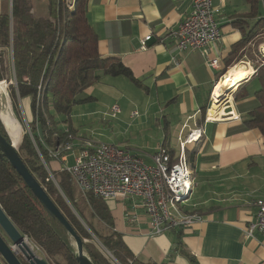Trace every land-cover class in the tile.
Wrapping results in <instances>:
<instances>
[{"label":"crops","instance_id":"0c3cea01","mask_svg":"<svg viewBox=\"0 0 264 264\" xmlns=\"http://www.w3.org/2000/svg\"><path fill=\"white\" fill-rule=\"evenodd\" d=\"M193 1H88L87 16L99 36L100 53L121 58L139 83L122 75H105L87 88L85 95L92 99L75 105L71 114L75 148L65 156L66 161H61L73 164L82 147L80 138L92 136L93 131L87 133L80 121L88 115H97L96 122L115 119L116 123L129 124V118L142 130L156 129L151 142L143 145L113 136L107 141L129 147L147 163L152 162L151 156L161 142H167L173 155H177L179 150L171 143L179 142V136H187L191 130L202 129L200 140L188 144L186 153L191 155L195 171L189 208L201 212L203 220L156 235L151 233L149 216L138 200L116 199L106 201L115 230L143 262L191 264L181 251L185 248L200 264H264V235L260 232L253 237L245 235L256 212L253 200L264 196V136L258 128L240 129L252 109L259 84L256 79L249 80V76L241 80L244 84L238 101L231 95L226 103H220L213 94L215 85L232 65H253L246 58L227 62L233 44L243 36L235 21L249 12L251 6L247 0H215L223 6L219 16L222 39L209 45L205 52L192 50L180 54L171 31L190 14ZM261 11L264 14V0ZM255 21L256 18L248 20L251 25ZM150 34L152 38L143 49L142 41ZM263 47L262 42L261 53ZM173 56L181 60L180 66L174 64ZM9 58L12 75L11 51ZM212 58L220 60L218 67L208 65L207 59ZM92 102L97 107H89ZM115 104L120 106L121 113L112 117L111 108ZM209 104L205 116L203 110ZM20 108L24 120H31L29 97L20 100ZM135 111L137 117L132 116ZM12 114L10 103L5 111H0L3 119ZM60 164L53 161L54 167Z\"/></svg>","mask_w":264,"mask_h":264},{"label":"trees","instance_id":"16d2710c","mask_svg":"<svg viewBox=\"0 0 264 264\" xmlns=\"http://www.w3.org/2000/svg\"><path fill=\"white\" fill-rule=\"evenodd\" d=\"M46 1L49 13L46 17L34 14L33 0H13L12 11L0 14V80L10 81V68L4 51L12 50L16 84L9 83V94L17 112L20 111V100L30 98L33 117L29 126L33 137L27 130L22 136L21 123L14 114L3 119L5 125L0 120V132L10 140L9 131L14 142L22 139L19 155L77 233L84 240L88 239L84 242V249L95 264L114 263L91 241L89 230L100 238L120 263L157 264L137 259L122 235L115 230L106 200L79 192L70 173L61 169L60 158L49 156V148L63 144L73 133V107L92 99L85 95L87 88L105 75L126 76L137 84L139 80L121 58L100 53L99 36L87 16L89 0H73L70 5L67 0ZM247 1L251 6L249 12L235 21L243 30V36L233 44L227 62L230 64L246 58L253 65L259 63L257 67L254 65L256 71L253 76L259 87L255 91L252 109L244 117L240 129L258 128L264 136V54L259 49L264 39V14L261 11L262 0ZM254 18L256 21L251 25L248 20ZM243 84L240 83L234 94L236 101ZM209 107L210 104L203 110L205 116ZM39 150L69 203L53 182ZM63 153L67 152H61L60 156ZM187 156L191 163L189 152ZM53 161L60 162V166L54 167ZM0 204L19 230L40 248L50 264H80L74 238L58 219L49 214L12 164L2 157ZM93 219L104 222L110 233H98ZM182 245L180 242L179 246ZM181 251L187 254L191 264H200L188 250L182 248ZM23 262L27 264L25 260ZM0 264H7L1 255Z\"/></svg>","mask_w":264,"mask_h":264},{"label":"built area","instance_id":"2783aa9c","mask_svg":"<svg viewBox=\"0 0 264 264\" xmlns=\"http://www.w3.org/2000/svg\"><path fill=\"white\" fill-rule=\"evenodd\" d=\"M10 2L12 8L13 0ZM222 10L223 6L215 0H194L190 14L171 31L176 40L177 52L180 54L192 50L205 52L209 45L219 42L223 36L219 19ZM151 38L150 34L143 39L141 46L143 49L146 48V41ZM173 59L176 66L181 65L179 58L173 56ZM219 62L218 58L207 59L208 65L213 67H218ZM1 83H5V89L2 91L8 97L9 83L16 84L14 68L10 81L4 79L0 80V85ZM41 96L40 91L39 97ZM120 113V106L113 105L111 116L117 117ZM137 115V111L132 114ZM30 121L32 120H26V124L33 137L29 128ZM202 133V129H194L187 136H179L177 155H173L167 142H161L151 156V163H147L140 154L127 146L97 142L90 136L81 137L82 147L75 157V162L62 164L61 169L70 173L76 186L84 194L90 193L106 201L138 200L149 216L152 234L190 227L202 221L203 215L198 210L189 208L195 184V171L186 150L188 144L200 140ZM75 138L74 133L69 134L63 144L49 148V156L66 161L65 156L75 148ZM63 151L67 153L60 156ZM39 153L51 178L54 179L40 150ZM253 205L256 212L245 231L246 237H253L256 232L264 235V196L255 198ZM112 257L114 264H122L114 255Z\"/></svg>","mask_w":264,"mask_h":264},{"label":"water","instance_id":"95a60500","mask_svg":"<svg viewBox=\"0 0 264 264\" xmlns=\"http://www.w3.org/2000/svg\"><path fill=\"white\" fill-rule=\"evenodd\" d=\"M235 90L232 92L234 95ZM1 117V116H0ZM2 119V118H1ZM3 121V119H2ZM4 122V121H3ZM10 136L8 140L0 132V157L6 158L12 166L16 169L19 175L24 179L26 184L31 188L36 197L40 200L49 214L58 219L60 223L66 228L75 240V246L77 248V259L80 264H95L84 249V240L74 229V227L67 220L65 215L49 196L43 185L36 179L30 169L25 164L18 152V147L14 143ZM28 237L24 235L11 218L7 215L5 210L0 204V255L6 261L7 264H25L19 257L18 252L14 249L18 246L28 264H50L44 257H39L34 252H28L23 248L25 239ZM29 239V238H28Z\"/></svg>","mask_w":264,"mask_h":264},{"label":"rangeland","instance_id":"374dc122","mask_svg":"<svg viewBox=\"0 0 264 264\" xmlns=\"http://www.w3.org/2000/svg\"><path fill=\"white\" fill-rule=\"evenodd\" d=\"M72 1L73 0H67L66 2L70 5L72 3ZM33 2H34V7H33L32 10H33L35 15H37V16H45V17L48 16L49 13H48V6H47V1L46 0H33ZM10 5H11L10 0H0V14L2 12H4V11L11 12L12 8L10 7ZM12 6H13V3H12ZM262 38H264V37H262ZM263 43H264V39H263ZM0 50H1V48H0ZM9 52H8V50L4 51V58H5V60L8 61V63L10 62ZM262 54H264V53H262ZM257 64H259V63H256L254 65L257 67L258 66ZM253 76H254V74L250 75L249 76L250 77L249 80L254 79ZM234 82H235V80H234ZM2 88L0 87V111H5L7 109V105H9V103L11 104L14 116L21 123L22 136H23L24 133L26 132V130L29 132V129L27 127L26 121L24 120V116L22 115V112H20L21 108H20L19 112H17L14 109L13 102H12L11 96L9 94V87H7V92L9 94L8 97L3 94ZM88 105L91 108L92 107H94V108L97 107L95 102H92V103H90ZM88 105H86V106H88ZM130 108L131 107L129 106V109ZM96 109H102V108H96ZM127 113L129 114V112H127ZM74 116H75V114H74ZM97 117H98L97 115L93 114V115H88L85 118L81 117L82 120H80V121H82L81 123L84 125L83 126L84 130L87 133H89L88 132L89 130L93 131L91 133V135H92L91 137L97 142H107L113 136V137H117V138L118 137L119 138H127V139H130L131 140L130 142H132V143H136L138 145H143L145 142H151V136L152 135H153V137L155 136L156 129H153V130H142L141 127L137 126L136 123H134V121L132 119H129V118H127V120L129 122H131V123L125 124V123H116L114 121L115 119L96 122ZM136 117H135V119H136ZM1 118H2V116L0 117V120H1V122H3L2 121L3 118L2 119ZM71 118H72V115H71ZM28 119H31L30 115L28 116ZM4 125H5V123H4ZM6 131H8L7 127H6ZM21 140L22 139H20L19 141L15 142V143L17 145H19ZM171 144L173 146H175V148H177L179 150V142H172ZM18 148H19V146H18ZM67 163L70 164V162H67ZM52 180L56 184L59 192L66 199L64 193L61 191L60 187L58 186V182H57L56 178L54 177V179H52ZM73 182H74V180H73ZM74 184H75V182H74ZM77 190H79L78 187H77ZM79 192H81V191L79 190ZM67 202H68V200H67ZM87 214H88V211H87ZM93 223L95 225L96 230L101 235H106V234L110 233L111 230L108 227H106V225L104 223H102L101 221L95 219L93 221ZM89 231H90V233L92 235V238H93V240H91V241L94 242L102 250V252L107 256V258H109L113 262L112 255H114V254L102 244L100 238L94 232H92L91 230H89ZM86 241H88V239ZM30 242L32 243V246L34 247L35 253L39 257H44L42 252H41V250H40V248H38L32 241H30ZM18 254L27 263V260L23 256L22 252H19Z\"/></svg>","mask_w":264,"mask_h":264},{"label":"bare ground","instance_id":"6f19581e","mask_svg":"<svg viewBox=\"0 0 264 264\" xmlns=\"http://www.w3.org/2000/svg\"><path fill=\"white\" fill-rule=\"evenodd\" d=\"M256 71L255 67L249 63H236L232 65L226 72L223 79L217 83L214 87L213 94L219 99V102L226 103L230 100L232 92L237 88L238 84L246 78L250 76ZM235 80V82H234ZM0 87L5 88V83H1ZM197 136V135H196ZM15 143V142H14ZM16 144V143H15ZM18 147L19 145L16 144ZM25 244H23V248L28 252H34V247L29 239H25ZM14 249L19 253L21 249L18 246H15ZM36 254V253H35Z\"/></svg>","mask_w":264,"mask_h":264}]
</instances>
